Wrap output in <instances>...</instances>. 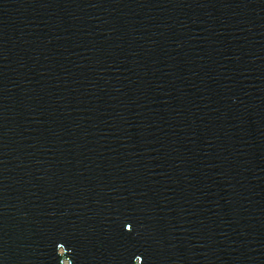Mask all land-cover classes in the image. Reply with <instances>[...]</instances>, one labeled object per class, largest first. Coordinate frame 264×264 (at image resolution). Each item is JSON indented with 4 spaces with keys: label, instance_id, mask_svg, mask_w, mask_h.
Here are the masks:
<instances>
[{
    "label": "water",
    "instance_id": "obj_1",
    "mask_svg": "<svg viewBox=\"0 0 264 264\" xmlns=\"http://www.w3.org/2000/svg\"><path fill=\"white\" fill-rule=\"evenodd\" d=\"M0 264H264V0H0Z\"/></svg>",
    "mask_w": 264,
    "mask_h": 264
}]
</instances>
